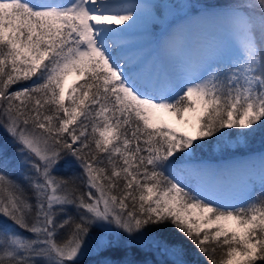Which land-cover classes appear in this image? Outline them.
Segmentation results:
<instances>
[{"label": "snow or ice", "instance_id": "obj_1", "mask_svg": "<svg viewBox=\"0 0 264 264\" xmlns=\"http://www.w3.org/2000/svg\"><path fill=\"white\" fill-rule=\"evenodd\" d=\"M182 7L144 61L125 35L156 5L0 0V264H139L133 248L188 264L169 225L208 264H264V152L228 194L191 163L264 125V0Z\"/></svg>", "mask_w": 264, "mask_h": 264}, {"label": "bare ground", "instance_id": "obj_2", "mask_svg": "<svg viewBox=\"0 0 264 264\" xmlns=\"http://www.w3.org/2000/svg\"><path fill=\"white\" fill-rule=\"evenodd\" d=\"M130 3L150 4L156 5L158 10V17L155 15H144L141 17L137 26L126 33L125 39L128 41L125 51L139 56L144 61H149L158 55L159 39L163 35L164 31L177 23L181 22L185 17L186 11L181 8V12L177 11L174 5L158 6L154 0H128ZM175 17H178L177 21ZM175 20V21H174ZM116 27H123V25H116ZM155 28H159L158 31ZM203 39L208 42H212L217 36L208 31L203 35ZM73 79H69L65 85V88L70 87L73 84ZM164 119L170 123L174 128L181 129L183 131L185 124H178L171 116H165ZM264 152V151H263ZM261 152L251 153L242 157H234L223 161L219 165L221 168L214 170L218 166V163L200 161L196 167L205 168L208 170L209 175L205 177V181L218 187L224 194H228V191L241 186L248 178V169L237 168V165L248 164L251 170H253V176H256V169L261 170L262 165L259 161L258 154ZM227 176L228 178L225 179ZM224 178V179H223ZM221 183V184H220Z\"/></svg>", "mask_w": 264, "mask_h": 264}, {"label": "rangeland", "instance_id": "obj_3", "mask_svg": "<svg viewBox=\"0 0 264 264\" xmlns=\"http://www.w3.org/2000/svg\"><path fill=\"white\" fill-rule=\"evenodd\" d=\"M155 3L160 6V7H163V5H174L176 4L175 8L177 9V11L181 12V8H183L182 6L184 4H199V5H203L201 3V1L203 0H154ZM210 8H218V7H222V6H212V5H208ZM186 10V9H185ZM153 15L157 16L158 17V13L156 14V9L153 10ZM178 17H175V20L177 21ZM174 20V21H175ZM157 31L159 28H155ZM69 79H73L72 82H74L75 80V77H69ZM67 80V81H68ZM67 83V82H66ZM69 87L66 88V90L68 89ZM173 119L176 120L175 117H172ZM178 131L180 132H187L189 135H194L195 132H194V129L190 126V125H184V128H183V131L181 129H178ZM225 131H236V130H225ZM199 143V141H198ZM247 144H235L233 145V147L231 148H225V149H214L211 145H209L208 147H205L204 149L202 150H199L198 153H197V157L191 162L194 166L197 165L198 162L200 161H208V162H213V163H218V166L215 167L214 170H217L218 168H221L222 166L219 165L221 162L223 161H228V159H232L234 157H242L244 155H248V154H251V153H254V152H248V153H245V154H240L239 156L238 155H231L229 157H226V158H222V157H219L221 156L223 153H225L227 150L228 152H235L237 149H238V146L240 147H243ZM264 150H261V151H256V152H263ZM203 152H208L209 154L213 155L214 157H217L215 159H210V158H205L203 157ZM68 171L69 169H71V173H77L79 174V169L75 168V166L73 165L72 167H69L67 168ZM256 176L252 177L253 179H260V174H261V170L258 171V169H256ZM225 177V179H227L228 177L227 176H223ZM224 179V178H223ZM193 180H191V183H193ZM221 184V183H220ZM192 185H195V183H193ZM256 188L259 189V185L257 184ZM260 190V189H259ZM256 191H258L256 189ZM214 231V229H213ZM139 251V257L136 256V255H133V256H129L128 258L129 259H134L136 261L139 262V264H173L172 260L165 254L163 253H158L157 251L155 250H149V251H142L140 250L139 248H135ZM114 258H123V253H116V255L114 256ZM94 259H97L95 257H88L86 259V262L85 264H92V261ZM183 259L185 261L188 262V264H197L195 261L193 260H188L185 258V256H183Z\"/></svg>", "mask_w": 264, "mask_h": 264}, {"label": "trees", "instance_id": "obj_4", "mask_svg": "<svg viewBox=\"0 0 264 264\" xmlns=\"http://www.w3.org/2000/svg\"><path fill=\"white\" fill-rule=\"evenodd\" d=\"M228 2H229V0H203V1H201L202 4H207V5H212V6H224ZM21 86H22L21 84H17L13 87L12 90H15V88H19ZM0 139H7V137L3 134L2 130H0ZM261 150H264V125H261L260 127H258L256 132L249 137L247 145H245L243 147L238 146V149L235 152H228V150H227L225 153H223L219 157L226 158V157H229L231 155H238L239 156L240 154H245V153L253 152V151H261ZM11 153H12V149L9 148L8 154L11 155ZM202 156L205 158H210V159L217 158V157H214L213 155L209 154L208 152H203ZM3 171H5L14 180H16L20 184H22L24 186L25 192L29 196H31V189H29L27 184L21 179L17 169H15L12 165H10L9 167L3 169ZM70 174H72L71 169H69V171H68L67 168L63 167V165H61L60 170L57 172V175H59V176H68ZM257 193H259V190ZM0 222L8 223L7 221L4 220L3 217H0ZM22 234L28 235L27 233H22ZM169 234H170L169 243H177L178 242L184 246V248H185V255L184 256L186 259L193 260L197 264H208L207 260L197 252L196 248L189 241H187L183 236L176 233L175 230L172 229L170 225L168 226V229H167V232L165 233V235H169ZM133 255H136L139 257V251L135 248L132 249L131 256H133Z\"/></svg>", "mask_w": 264, "mask_h": 264}]
</instances>
